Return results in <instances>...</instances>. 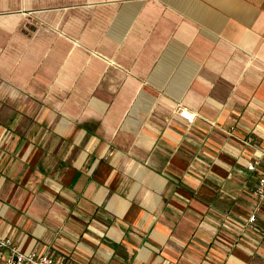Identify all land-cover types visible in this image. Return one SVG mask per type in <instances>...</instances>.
Segmentation results:
<instances>
[{"label": "crops", "instance_id": "0c3cea01", "mask_svg": "<svg viewBox=\"0 0 264 264\" xmlns=\"http://www.w3.org/2000/svg\"><path fill=\"white\" fill-rule=\"evenodd\" d=\"M259 168L264 0H0V239L264 264Z\"/></svg>", "mask_w": 264, "mask_h": 264}, {"label": "built area", "instance_id": "2783aa9c", "mask_svg": "<svg viewBox=\"0 0 264 264\" xmlns=\"http://www.w3.org/2000/svg\"><path fill=\"white\" fill-rule=\"evenodd\" d=\"M177 115L186 123L191 124L195 115L183 108L177 109ZM257 163L247 166V171L256 172ZM256 185L250 190L251 195L259 204H264V168H259ZM256 217L252 215L248 220V225L255 222ZM0 264H66L63 258H57L46 253H24L20 248L8 239H0Z\"/></svg>", "mask_w": 264, "mask_h": 264}]
</instances>
